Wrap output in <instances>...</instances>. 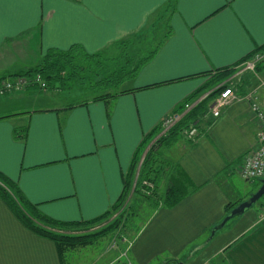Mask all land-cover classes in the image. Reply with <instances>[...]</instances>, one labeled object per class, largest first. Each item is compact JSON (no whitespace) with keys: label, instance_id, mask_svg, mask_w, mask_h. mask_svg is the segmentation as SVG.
I'll use <instances>...</instances> for the list:
<instances>
[{"label":"crops","instance_id":"obj_1","mask_svg":"<svg viewBox=\"0 0 264 264\" xmlns=\"http://www.w3.org/2000/svg\"><path fill=\"white\" fill-rule=\"evenodd\" d=\"M166 1L0 0V78L35 65L48 48L104 51L140 34ZM166 18L170 35L112 105L54 103L8 117L1 116L16 113L11 104L0 108V172L42 215L79 222L107 211L143 137L196 90L198 98L211 91L203 87L217 69L236 67L264 44V0H177ZM253 78L242 75L238 91L260 83ZM259 93L264 97V88ZM209 120L195 145L180 139L166 149L197 189L151 213L130 242L133 264H264L262 200L210 236L226 205L259 187L235 195L232 176L260 126L245 101ZM16 124H26L25 139L14 138ZM0 264H60L54 242L24 226L1 198Z\"/></svg>","mask_w":264,"mask_h":264},{"label":"trees","instance_id":"obj_2","mask_svg":"<svg viewBox=\"0 0 264 264\" xmlns=\"http://www.w3.org/2000/svg\"><path fill=\"white\" fill-rule=\"evenodd\" d=\"M176 3L177 0H167L164 5V11L174 9ZM170 33L171 29L167 21L165 33L156 46L145 55L139 57L134 64L133 58L129 54H127L128 56L123 61L121 60V56H123L128 46L133 43L139 34L113 43L110 47H116L120 50L115 56H106L104 51L88 53L78 44H73L66 49L48 48L35 65L14 74L3 75L1 78L10 76L27 77L32 82L27 85L26 89L28 91L38 90L41 94H45L47 91L53 92L56 89L61 91L71 89L73 85L80 86L90 92L88 100L83 99L79 102L70 103L65 107L67 109L77 105H83L87 101H110L112 105L118 95L129 90L124 89L125 84L134 79L140 69L154 57L162 41ZM256 51H264V44L254 48L253 52ZM253 52L246 56V58L250 57ZM259 65L257 64L255 66L256 72L263 67ZM235 71V66L217 69L210 76V81L203 87L211 88V91L206 97L184 112L181 118L164 134L160 135L161 127L159 125L152 128L143 137L131 158L128 172L124 177L120 196L103 214L90 220L79 222H62L44 216L37 210L36 206L30 204L19 192L17 185L1 172L0 198L24 226L34 233L54 242L60 264H65V255L68 250L85 245L94 237H99V235L104 233L113 230L121 232L126 228L132 217V214L128 213L127 209H124V211L121 210L117 216L112 217L110 220L108 219L126 203L132 187V193L139 197L140 202L151 207L152 212L158 208L173 207L181 199L193 193L197 187L186 175L179 163L169 159L167 155L162 153L161 149H168L180 139H184L190 146L197 143L199 138L204 134V127L210 124V120H203L202 115L206 112L211 101L219 93L220 87L217 86L231 77ZM36 76L44 83V92L40 85L34 82ZM201 90H196L193 94L185 98L173 112L182 113L184 111V104L195 101ZM10 104L11 106L9 107L14 108L16 106L13 102H10ZM17 114L19 113H10L1 117ZM191 127H194L197 133L193 138H188L186 133ZM26 134V124H16L13 127V136L15 139H25ZM156 136H158L157 139L150 145L142 159L137 178L133 184L141 154ZM145 182L150 183L151 186L145 184ZM160 185H162L161 190H159ZM262 199L263 196L252 206L260 204ZM232 205V203L226 205V209H228L226 215L232 210ZM104 220H108L106 226L97 232L81 235L70 232L77 228L98 224ZM178 262H181V260H167L164 264H177Z\"/></svg>","mask_w":264,"mask_h":264},{"label":"rangeland","instance_id":"obj_3","mask_svg":"<svg viewBox=\"0 0 264 264\" xmlns=\"http://www.w3.org/2000/svg\"><path fill=\"white\" fill-rule=\"evenodd\" d=\"M169 10L164 11V7H162L158 11L154 21L148 24L133 41V43L128 46L123 56H121L122 61L126 56H128L127 54H129V56L133 58L134 64L139 57L145 55L156 46V44L162 38L163 33H165L167 24L166 17ZM119 52L120 50L116 47H110L104 50L106 56H115ZM258 64H260V67H264V58ZM249 73L251 74V72L248 71L244 72L243 76L249 75ZM255 73L257 72L255 71ZM251 75L254 76V84L260 82V84L262 83L261 88H264V79L262 78L263 76L256 79V74ZM257 77L259 76L257 75ZM235 80H237V78H235ZM71 87V89L62 91L57 89L53 90V92L47 91V93L45 94L39 93L38 90L28 91L26 87L24 89L22 88L19 91H11L9 94H6L5 96L0 98V108H6L7 106H9L8 103L13 102L16 106H14L12 111L18 112L28 108H38L47 105L49 106L54 103H61L62 105L75 103L83 100L84 98L90 97V92L88 90L75 85ZM50 98L51 100H49ZM161 151L165 155L168 154V151H166V149H161ZM138 171L139 163L134 175L133 184L137 178ZM232 183L236 190H238L237 192L235 190L234 194L238 195L239 192L242 193L246 188L254 190L255 187L259 185V180L255 179L254 181H246L235 173L232 176ZM161 189L162 185H160L159 187V190ZM132 191L133 187L129 192L126 203L121 207L120 210L115 211L108 219L110 220L112 219V217L117 216V214H119L121 210L124 211V209H127V212L131 213L132 217L129 220L126 228L121 232L113 230L104 233L102 235H99V237H94L85 245L78 246L72 250H68L65 255V264H126L129 263V261H132L128 249L130 242L135 239L136 234L141 229V227H143L152 213L151 207L147 206L143 202H140L139 197L136 194L132 193ZM108 220H104L89 227L77 228L70 232L76 235L94 233L101 230V228H104Z\"/></svg>","mask_w":264,"mask_h":264},{"label":"built area","instance_id":"obj_4","mask_svg":"<svg viewBox=\"0 0 264 264\" xmlns=\"http://www.w3.org/2000/svg\"><path fill=\"white\" fill-rule=\"evenodd\" d=\"M264 58L263 51L253 52L252 55L238 65H236L235 73L227 80L220 83L217 87H220V91L217 96L211 101L206 112L203 113L202 119L209 120L210 118H216L221 114L224 107L235 101H245L248 104L249 110L253 117L258 122L260 129L256 134V140L254 147L247 151L241 157L240 164L238 165V175L246 181H254L255 179L264 178V97H261L259 90L262 87V83L246 89L243 92H239L237 88V82L244 72L255 73V66ZM237 78V80H235ZM32 81L24 76H10L0 78V98L9 94L11 91H19L22 88H27V85ZM34 82H37L44 92V83L36 76ZM210 92V91H209ZM209 92L202 95L200 98L193 102H187L184 104V111L182 113L171 112L166 115L160 124L161 134H164L172 125H174L182 116L184 112L193 107L197 102L206 97ZM196 129L194 127L189 128L187 131L188 138H193L196 135ZM150 185V183L145 182ZM151 186V185H150ZM259 220L264 222V195L259 210ZM126 264H131L126 263Z\"/></svg>","mask_w":264,"mask_h":264},{"label":"water","instance_id":"obj_5","mask_svg":"<svg viewBox=\"0 0 264 264\" xmlns=\"http://www.w3.org/2000/svg\"><path fill=\"white\" fill-rule=\"evenodd\" d=\"M158 137V136H157ZM157 137L155 139H157ZM155 139L149 143L147 145V147L145 148V150L143 151L141 158L139 160V166L142 162V159L144 158L147 150L149 149L150 145L155 141ZM264 195V178L260 179V185L259 187L256 189L255 192H253L246 200L240 202L236 207L232 208V210L229 212V214H227L222 220L221 222H219L218 224L214 225L211 230H210V236H213L214 233L223 227V225L226 223V221L228 219H230L233 216L236 215H241L242 213H244L245 210H247L248 208H250L254 203H256L262 196ZM177 264H184L183 262H178Z\"/></svg>","mask_w":264,"mask_h":264}]
</instances>
